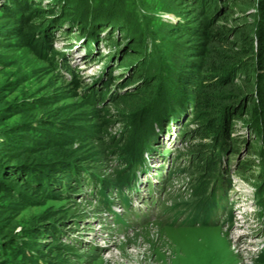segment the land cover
<instances>
[{
    "label": "rangeland",
    "instance_id": "rangeland-1",
    "mask_svg": "<svg viewBox=\"0 0 264 264\" xmlns=\"http://www.w3.org/2000/svg\"><path fill=\"white\" fill-rule=\"evenodd\" d=\"M47 1L58 5L56 0H32L36 4L33 7L43 8ZM126 1L128 5L133 2L138 8L136 24L125 20L124 13H131L132 9L116 5L112 13L120 25L111 29L107 25L94 40L86 33L79 34V29L84 27L85 30L90 23L89 19L79 17L84 11L85 0H67L65 3L72 14L68 17L72 21L66 20L62 26H56L51 36H44L43 40L41 36L45 34L47 22L43 20L40 23L35 19V13H32L34 8L29 9L28 18L22 20L13 18V14L19 12L17 8H13V12L0 10V129L12 128L23 121L24 116L16 112L6 116L8 111L5 107L25 96L42 98L37 108L38 116L54 115L55 119L69 123V127L61 133L52 132L51 136L32 143L36 151L34 157L42 156L47 163H52L58 161L55 154L66 153L70 159H80L91 173L115 178L118 169H128L131 164L130 157L125 155L129 149L126 142L136 140L135 129H132L136 116L144 115L141 122L149 127L148 130L153 126L155 111L144 109L149 95L155 94L161 84L166 89H180L182 83L178 76L191 68L192 62L200 65L204 75L209 77L207 67L210 52L218 48L224 58L232 55L236 46H241L239 35L246 34L243 18L246 17L251 27H255L258 20L255 17L247 18L248 14H255L258 6V13L264 15V0H244V3L252 4L244 13L233 7L235 2L224 0L228 3L225 6L226 19L219 20L223 13H217L215 24L210 28L213 32L222 29L225 36L223 41L213 42L197 32V23L203 18L198 11L194 12L193 0L187 4H184V0ZM237 3L243 2L237 0ZM105 7L108 11L102 12L103 16L111 11L109 5ZM97 8L96 4L91 6V19L92 25L100 26L105 21L94 20ZM182 21L191 34L171 32L170 26ZM144 22H150L155 32L149 34ZM137 29L145 31V45L141 44ZM52 37L53 41L50 40ZM252 39V46L254 49L258 47V54L254 50L243 57L245 69L237 68L232 87L220 94L221 97L224 95L221 102L225 105L240 103L243 99L240 106L245 116L236 123V139L232 143L230 141L219 156V160L223 158L224 171L229 172L227 176L224 172L223 178L230 179L232 187L223 192L221 205L212 211L210 222L188 221L196 201L192 188L197 177L203 179L204 176L190 166L198 162L186 150L190 136L196 135L199 129V124H194L198 116L188 105L178 121L171 119L169 126L159 130L161 133L157 131L159 138L154 139L146 149L149 153L147 158L151 159L148 158L151 173H155L156 167L157 171L161 170L152 180L154 186L158 182L159 191L156 190L153 196L162 202L157 207H152L150 199H146L150 186H140L139 190L146 189L142 192L144 198L132 195L130 211L126 212L119 204L114 205L113 209L126 221V227L118 230L112 216L108 217L107 212L99 213L106 203L99 201L94 188H83L82 184L75 186L72 194L65 195L64 188H53L43 197H29L27 202L3 200L0 196V205L6 208L13 205L6 214L9 229L13 228L14 232L22 235L29 249L37 251L47 264H264V257L260 256L264 246V219L258 206L260 198L255 195L253 187L264 173V130L260 135L253 128L251 119L260 107L264 120V98L259 107L247 101L257 74L256 66L264 59V41L259 42L255 35ZM50 41L55 54L60 53L62 59L65 57L69 61V68L56 71L50 61L51 55L43 52ZM84 43L89 55L87 58H83ZM154 44L160 45L163 57L156 53ZM145 46L148 51L152 47L154 52L145 54ZM163 58L171 63L168 80L161 76ZM229 65L224 68L228 69ZM70 69H73L72 73ZM258 72L264 77L263 70ZM217 75L222 73L218 72ZM106 78L117 84L111 99H102L109 92L108 88L105 91L96 90L91 100L80 94ZM74 79L81 86L77 89L80 95L76 96V85L71 83ZM261 91L264 94V85ZM158 110L162 112V108ZM105 117L106 122L104 120L103 123ZM101 124L108 126V137L102 138V130H99ZM167 128L169 135L166 134ZM183 129L186 133L185 138L182 137L184 142L180 144L178 133ZM205 141L197 139L192 143ZM167 165L169 174L162 170ZM240 165L246 167V176L233 174ZM124 173L129 175L128 170ZM135 173L141 178L139 168ZM213 180L209 183L212 184ZM110 191L108 201L117 203L118 197L128 196L125 186L121 192L117 188ZM55 225L62 228H52ZM72 237H76L79 244L69 243L67 239ZM22 258L19 256L18 261H22ZM21 264L33 262L27 259Z\"/></svg>",
    "mask_w": 264,
    "mask_h": 264
},
{
    "label": "trees",
    "instance_id": "trees-1",
    "mask_svg": "<svg viewBox=\"0 0 264 264\" xmlns=\"http://www.w3.org/2000/svg\"><path fill=\"white\" fill-rule=\"evenodd\" d=\"M34 1V0H33ZM52 1V0H51ZM54 1V0H53ZM58 5L55 6V3H49L48 1L45 3L46 6L36 7V5L32 0H2L0 2V10L2 11H14L13 8H17L19 12L17 14H13V18L15 20L28 18L29 12L34 8L32 12L36 20H39L40 23L45 20L47 22L46 31L43 36H41V40L44 39V36L50 37L51 33L55 31L56 26H62L63 22L66 20H70L69 15L71 14L70 7L66 5L67 0H56ZM137 1V0H135ZM191 0H184V4H187ZM195 3V7H193L194 12L198 11V14L203 18L202 21H198L197 26L198 31L204 35L205 38L212 40L213 42L223 41L225 33L224 31L219 30L217 32H213L211 30V26L215 24V18L217 17V13H223L220 16L219 20L226 19V9L225 6L228 3H233V7L242 11V13L246 12V8L249 5H252L250 2L244 3V0H240L243 3H237V0H228V3L224 0H193ZM227 1V0H226ZM89 2L91 5H89ZM40 4V2H37ZM98 3V5H97ZM109 5L110 13L106 16L102 15L108 11L105 5ZM48 4V5H47ZM85 8L84 11L79 14L80 18L83 20L89 19V24L85 27L79 29L80 33H86L89 35L90 39L97 38L99 36L100 30L107 28V25L110 27H118L120 22L116 17H114L113 8L116 5H120L123 8L128 7L131 13H124L125 20L129 23L136 24L137 15L139 14L138 8L133 5V2L128 5V1L122 0H85ZM98 6L97 11L94 12V20L102 19L105 21L104 24L100 26L92 25L91 16H93V10L91 6ZM39 6V5H38ZM138 6V5H137ZM256 6V13H249L247 18L255 17V20H258V23L255 27H251L252 24L246 21V17L243 18V30L246 34L239 35L241 46L236 50L232 51V55L224 58V54L220 49H213L214 51L210 52V62L208 64V71L210 76L206 77L203 73L200 65H196L193 62L190 63L192 66L188 70L184 71L178 76V80L182 83L181 88H173L166 89L164 85H160L156 88L155 94L154 92L149 95L147 102H145L144 109L151 112H154V120L153 126L150 130L149 127H145L146 124L141 122L142 117L144 115H137L136 121L132 124V129H135L136 140L131 142H126V146L129 148L125 153L130 157L131 164L129 165L128 170L129 175H125V170H119L116 172V176L113 179L101 177V174L91 173L89 167L84 164L80 159H70L71 157L66 153H61L59 155L55 154L58 161H52V163H47L42 156L34 157L35 147L31 144L36 143L37 140L45 138L46 136H51L52 132L63 131L64 129L69 127V123L66 121H62L61 119H55L52 116H38V106L42 103V98H32L31 96H25L21 98L19 101H14L10 103L6 108L7 115L14 114L13 112L22 114L24 117L23 121L19 122L12 128H1L0 129V196L3 200H16V201H28L29 197L33 198L34 195L44 196V193H49V191L53 188H64V194H72L75 186H79L82 184L83 188H94L97 196L99 197V201H102L105 206H101L99 213L105 212L109 210V206L111 200L108 201L107 194L111 192L112 188H117L118 191L121 192V189L125 186L130 188L133 185V181L135 178L136 169H142L145 165V156L147 147L152 145L151 142L157 137V131L160 129H164L169 123L174 119V121H178L180 116L186 112L188 105L190 108L195 111V115L198 116L197 121L194 124H199V129L197 130V134L194 136H190L187 145V154L191 157L196 158L197 162L195 165H190L196 170V172L200 173L203 176L197 177V180L192 188V195L196 198V201L192 206V214L190 219L188 220L190 223L198 222L205 224L210 219L213 210L218 209L220 202L223 200V192L226 189L231 188L232 182L230 179L223 178L224 172H226V176L229 173L228 171H224L223 166V158L219 160V156L227 148V144L231 141V143L236 139V135L234 133L236 128V123L240 122L244 118V113H242V107L240 106L241 102L243 103V99L240 103L235 102L231 105L222 104L220 96L221 93H226L225 90L232 87L234 74L237 72V68L244 70L243 57L250 55L254 50L256 54H258V47L254 49L253 37L254 35L259 38V42L264 41V15L258 13L259 10ZM58 8V10H56ZM145 9H147L145 7ZM144 10V9H143ZM260 11L261 7H260ZM21 12V13H20ZM31 15V14H30ZM26 18V19H27ZM96 18V19H95ZM124 20V21H125ZM218 20V19H217ZM102 21H100L102 23ZM145 27L148 28V33L155 32L153 26L150 22H144ZM171 32H182V34H191L188 32V27L185 25V22L177 23L176 25H172ZM246 27V28H245ZM69 28V27H68ZM126 30V29H125ZM133 31V30H132ZM135 31V29H134ZM137 34L139 35V40L141 44L145 45L146 39L144 38L146 35L145 31L137 29ZM72 32V31H71ZM239 32V31H237ZM153 37V36H152ZM152 39V38H151ZM50 40H54L52 37ZM98 40V39H96ZM46 48L44 47L43 52L46 54H50V61L53 64L56 71L60 72V70L64 68H69L70 63L65 57L62 59L61 54L53 51V45L51 44ZM46 42V41H45ZM84 53L83 58L89 57L86 51V43H84ZM145 54L150 55L156 50L157 54L163 57L164 53L160 48V45L154 44V49L152 47L147 49L145 46ZM158 49V50H157ZM53 52V55H52ZM264 53V50H262ZM224 58V59H223ZM260 64H257V74L255 79L253 80V89H251L248 102H253L256 107L260 106L263 101L264 94L261 91V87L264 85V77L263 74H259V70L264 71V59L263 61H259ZM170 62H166L163 58V68L161 71V76L164 79L168 80L170 78ZM229 65L230 67L224 68L225 65ZM73 69H70V73H72ZM221 72L222 75L218 76L217 73ZM160 76V78H161ZM163 79V80H164ZM75 87V96L82 94L87 98L93 99L96 95V90H109L102 96L97 95L99 98L105 100L106 98L111 99V94L116 90L117 84H113L112 81L103 80L99 82L97 85H92L93 88L88 89V91L78 93L77 89L81 88L77 79H74L71 82ZM112 84V87L110 85ZM252 90L254 93H252ZM116 93V92H115ZM223 93V94H224ZM102 94V93H101ZM114 94V93H113ZM101 99V100H102ZM245 106V105H244ZM162 108L161 110L158 109ZM101 112H103L101 110ZM187 114V113H186ZM185 114V117H186ZM262 109L259 107L257 110V114H253L252 124L253 128L260 132V135H263L264 130V120L261 116ZM47 115V114H46ZM7 118V117H6ZM52 118V119H51ZM1 120V117H0ZM106 122V117L102 119ZM1 124V123H0ZM262 126V127H261ZM108 126L101 124L99 126V130L101 131L102 138L109 136ZM111 128V127H110ZM159 132V131H158ZM168 132V131H167ZM185 129L180 130L178 133V138L180 144L184 142L185 138ZM159 134V133H158ZM100 135V136H101ZM183 137V138H182ZM110 138H112L110 136ZM206 140L205 142L200 143H192L194 140ZM28 143V145H25ZM30 143V144H29ZM110 151L109 153H112ZM236 152V150L234 151ZM233 153V151H232ZM188 161V159H187ZM246 167L244 165L238 166L233 172L234 175L237 176H246ZM170 171H168V174ZM64 175L65 177H61ZM122 178H126L125 181ZM214 178L213 183L211 180ZM258 183L253 185L255 188V195L259 196L260 204L256 202V204L262 209V217L264 219V173H262L258 178ZM211 185V187L209 186ZM208 186L210 189H208ZM209 191V192H208ZM263 195V196H262ZM120 200V198H119ZM122 202H127L128 197L121 196ZM120 201V202H121ZM29 201L28 203H31ZM13 205L7 206V208L3 205H0V264H21L27 259L36 264H47L42 261V259L38 256L37 251L29 249V245L27 241L23 239L22 235L14 232L15 229H9L8 224L6 223L8 216L12 210ZM10 217V215H9ZM264 223V221H263ZM59 228V225L52 226V228ZM58 230V229H57ZM72 233V232H71ZM60 233L59 235H61ZM76 237H72L67 239L69 243L79 242L75 239ZM17 251V252H16ZM264 251L260 256L264 257ZM22 256V261H18V257ZM62 264V263H61ZM74 264V263H73Z\"/></svg>",
    "mask_w": 264,
    "mask_h": 264
}]
</instances>
